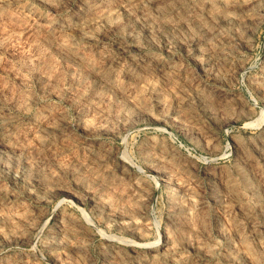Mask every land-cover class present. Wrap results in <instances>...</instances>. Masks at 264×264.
<instances>
[{"label":"rangeland","instance_id":"1","mask_svg":"<svg viewBox=\"0 0 264 264\" xmlns=\"http://www.w3.org/2000/svg\"><path fill=\"white\" fill-rule=\"evenodd\" d=\"M0 264H264V0H0Z\"/></svg>","mask_w":264,"mask_h":264}]
</instances>
